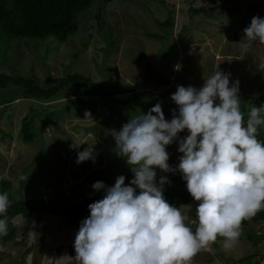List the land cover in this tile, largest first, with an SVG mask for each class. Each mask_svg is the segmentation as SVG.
I'll list each match as a JSON object with an SVG mask.
<instances>
[{
	"label": "rangeland",
	"instance_id": "374dc122",
	"mask_svg": "<svg viewBox=\"0 0 264 264\" xmlns=\"http://www.w3.org/2000/svg\"><path fill=\"white\" fill-rule=\"evenodd\" d=\"M253 16L264 18V0H92L77 15L78 29L65 42L52 36L27 39L0 35V74L33 77L35 83L47 88L57 85L54 79L76 73L106 86L131 85L136 92L152 98L162 95V103H172L171 94L180 79L187 86L200 88L218 65L230 73V83L239 81V95L247 101L242 110L247 119L248 102L264 104V44L254 41L247 53L240 48L245 39L243 29ZM183 27L187 30L181 43ZM148 65L151 72H146ZM158 76L168 82L158 85L152 81ZM22 90L10 83L0 89V178L9 181L14 200L67 195L92 203L104 195L103 190L92 188L94 182L112 186L117 176L124 175L125 184L129 183L133 173L116 154L114 134L141 112L134 104L82 95L88 101L83 106L67 85L47 99L23 96ZM11 92L15 94L7 98ZM68 103L72 105L67 107ZM34 111L38 113L32 120L34 138L24 141L22 121ZM172 115L164 116L170 120ZM258 132V137L264 135V126ZM186 135V130L179 133L181 138ZM98 145L94 161L76 162L79 151L88 147L98 150ZM177 149L175 141L166 147L168 163L174 169L182 155ZM155 171L157 181L172 173L159 168ZM195 206L196 202L181 206L191 208L190 223L195 220ZM11 222L16 234L0 245L1 264H21L18 260L24 264H63V256L70 255V247L74 249L80 226L37 213L29 220L18 216ZM241 227L235 247L225 250L223 238L218 237L192 264H251L253 252L257 253L254 259L262 258L263 264L264 222ZM73 264L77 262L73 260Z\"/></svg>",
	"mask_w": 264,
	"mask_h": 264
},
{
	"label": "clouds",
	"instance_id": "9594fccd",
	"mask_svg": "<svg viewBox=\"0 0 264 264\" xmlns=\"http://www.w3.org/2000/svg\"><path fill=\"white\" fill-rule=\"evenodd\" d=\"M243 32V53L254 41L264 44V18L253 16ZM171 99L178 111L170 120L157 102L115 132L116 154L133 178L128 184L124 175L112 186L92 184L104 191L103 198L88 205L89 215L77 225L75 255L65 254L63 264H192L218 237L225 250L235 247L242 222L264 211V142L258 139L264 104L250 106L245 119L239 81L230 83V73L218 65L202 87L178 85ZM185 130L187 135L179 137ZM174 141L182 153L177 169L196 202L191 223V208L164 197L167 177L156 179V168L177 170L169 165L166 150ZM90 159H95L92 147L77 153L78 164ZM11 203L7 192L0 193V236L7 234Z\"/></svg>",
	"mask_w": 264,
	"mask_h": 264
},
{
	"label": "trees",
	"instance_id": "16d2710c",
	"mask_svg": "<svg viewBox=\"0 0 264 264\" xmlns=\"http://www.w3.org/2000/svg\"><path fill=\"white\" fill-rule=\"evenodd\" d=\"M91 2L92 0H0V35L7 38L27 39H43L52 36L60 42H65L67 38L78 29L75 22L77 15L86 9ZM201 9L203 8L201 7ZM194 11L196 12V10ZM168 23L169 22L166 21L165 25H168ZM186 30L187 27H183L179 33V40L181 43H183L185 39L184 34ZM160 37L161 36H158V38ZM151 71L152 68L148 65V67H146V72ZM154 79H152V81H155L158 85H164L168 82L161 76ZM54 82L57 84L56 86L46 88L35 83L33 77L26 78L19 75L0 74V89L7 87L10 83L13 86L21 87L23 89V96L28 95L38 99L52 97L59 91L60 86L67 85L74 90L76 93L75 95H78V99L82 102L83 106L88 104V101L85 100L82 95L107 98L113 101L123 99L124 103L130 102L134 104L141 113H146L157 102L161 104L164 115H168L172 113L173 110L178 109L174 102L162 103L160 101L162 95L152 98L142 92H136L131 85L118 83L106 86L105 83H95L90 78L76 73L56 78ZM179 85L187 87L185 81L182 79H180ZM14 94L15 92H11L7 98ZM118 95H126V97L124 98ZM117 96L120 98H117ZM91 102L93 103V101ZM245 102L247 101L241 99L242 110L246 107V104H243ZM248 103H250L251 106H258L253 102ZM67 105V107H69V105L72 104L68 103ZM63 110L64 107L61 108V111ZM59 111L60 110H58L57 113H59ZM34 114L38 113L34 111L32 114L27 115L30 120L25 117L22 121L21 133L24 141L29 142L34 138L32 126ZM258 139L264 142V135L258 137ZM99 151L100 148L98 145V150L95 149L94 152L99 154ZM168 181L169 183H167L164 188L163 194L169 203L178 207L194 204L195 201H193L188 193L186 181L182 179V175L177 171L172 172L168 176ZM9 185V181L0 178V193L7 192L12 202L7 212L8 231L6 235L0 236V245H5L15 237L16 226H13L11 222L15 217L21 216L29 220V217L33 213L51 214L63 218L68 225L77 226L89 215L88 205L90 202L87 198L75 200L67 195H59L50 199L28 198L14 200L8 189ZM250 222H264V211H260L252 218L243 221L242 226H247ZM251 237H253V235H251ZM69 254L74 256V249L72 247H70ZM256 254L253 252V254L250 255L252 258L251 264H260L262 258L257 260L254 259ZM18 262L24 264L23 260H18Z\"/></svg>",
	"mask_w": 264,
	"mask_h": 264
}]
</instances>
